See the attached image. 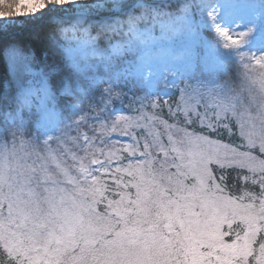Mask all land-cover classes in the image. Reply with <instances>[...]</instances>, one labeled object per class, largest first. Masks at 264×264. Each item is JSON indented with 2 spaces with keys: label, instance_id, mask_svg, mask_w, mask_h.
Segmentation results:
<instances>
[{
  "label": "snow or ice",
  "instance_id": "snow-or-ice-1",
  "mask_svg": "<svg viewBox=\"0 0 264 264\" xmlns=\"http://www.w3.org/2000/svg\"><path fill=\"white\" fill-rule=\"evenodd\" d=\"M0 264H264V0H0Z\"/></svg>",
  "mask_w": 264,
  "mask_h": 264
},
{
  "label": "trees",
  "instance_id": "trees-1",
  "mask_svg": "<svg viewBox=\"0 0 264 264\" xmlns=\"http://www.w3.org/2000/svg\"><path fill=\"white\" fill-rule=\"evenodd\" d=\"M175 99H176V96H173V98H171V102L170 103H172V102H174L175 101ZM165 113V112H164ZM225 142H227V140L225 139ZM237 187H238V185H237ZM236 189H234V191H235Z\"/></svg>",
  "mask_w": 264,
  "mask_h": 264
},
{
  "label": "rangeland",
  "instance_id": "rangeland-1",
  "mask_svg": "<svg viewBox=\"0 0 264 264\" xmlns=\"http://www.w3.org/2000/svg\"><path fill=\"white\" fill-rule=\"evenodd\" d=\"M171 98H173V97H171ZM171 98H170V101H169V102H171ZM163 115H164L165 117H167V113H166V112L163 113Z\"/></svg>",
  "mask_w": 264,
  "mask_h": 264
}]
</instances>
